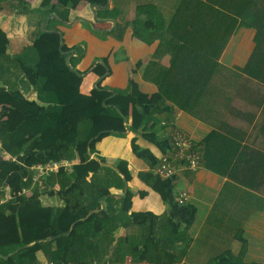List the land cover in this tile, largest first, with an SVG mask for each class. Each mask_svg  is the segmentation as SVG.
Listing matches in <instances>:
<instances>
[{"label": "trees", "instance_id": "trees-1", "mask_svg": "<svg viewBox=\"0 0 264 264\" xmlns=\"http://www.w3.org/2000/svg\"><path fill=\"white\" fill-rule=\"evenodd\" d=\"M5 1L19 3L20 13L40 12L41 21L32 42L15 54L9 52L10 39L0 28V105L7 107L0 116V142L15 157H0V264H122L128 255L135 263L177 264L155 233L162 217L150 211L129 214L130 191L123 190L119 197L111 192V188L125 189L119 173L128 177L126 162L109 166L96 156L103 137L138 132L149 121L137 102L135 95L142 103L137 85L112 90L99 83L89 94L80 91L85 72L75 67L77 58H68L71 48L56 28L70 20L78 0H43L36 8L27 6L26 0ZM104 11L114 17L121 10ZM144 11L149 14L140 21L144 28L165 31L155 33L160 43L144 72V78L158 86L159 101L170 100L189 111L188 104L204 90L199 86L212 75L204 69L221 65V54L240 26L256 29V47L247 72L251 75L255 63L264 64L260 55L264 52V0H177L169 10L140 6L134 23ZM42 22L47 24L42 26ZM129 24L118 21L110 33L121 38ZM134 34L142 36L136 27ZM166 53L171 55L168 65L161 61ZM92 71L102 77L108 67L97 62ZM30 91L36 92L40 105L27 100ZM76 151L81 161L70 170L61 168L43 178L46 184L58 183L61 205H45L38 191L32 196L18 193L20 187L32 186L30 167L72 160ZM147 177L165 198L163 187ZM6 179L15 197L1 201ZM165 219L171 226V237L166 240L172 241L177 223L169 216ZM130 224L138 227L137 233L117 236L120 228ZM39 252L46 262H41ZM202 264L230 263L211 258Z\"/></svg>", "mask_w": 264, "mask_h": 264}, {"label": "crops", "instance_id": "crops-1", "mask_svg": "<svg viewBox=\"0 0 264 264\" xmlns=\"http://www.w3.org/2000/svg\"><path fill=\"white\" fill-rule=\"evenodd\" d=\"M42 1L26 0V4L36 8ZM176 4L177 0H78L70 20L56 25L63 43L73 50L69 57L77 58L75 67L85 72L82 93H91L99 83L112 90L135 83L142 95V103L135 95L139 107L149 116L138 132L127 130L123 135L103 137L96 146V156L103 157L109 166L119 160L126 162L128 177L119 173L125 189L110 190L116 197L123 190L130 191L129 214L150 211L162 217L155 233L162 240L160 246H166L170 256L177 258V264H202L211 258L230 264H264V64L255 63L251 75L247 72L256 47V29L240 26L232 34L221 54V65L204 69L212 72L209 82L199 86L204 90L185 111L170 100L159 101L158 86L144 78L146 65L160 43L156 34L165 31L160 27L161 32L155 34L153 29L144 28L140 21L149 18L145 11L134 23L140 6L169 10ZM113 8L121 10L114 17L104 11ZM40 21V12L20 13L19 3L0 0V28L10 38V53H18L32 42ZM118 21L130 22L121 38L110 33ZM46 24L42 22V26ZM135 27L141 37L134 34ZM74 46L80 49H72ZM170 59L166 53L161 61L168 65ZM97 62L108 67L105 76L92 71ZM30 93L36 95L35 91ZM131 121L130 116L128 123ZM170 122L201 148L203 164L196 171L185 169L165 178L156 175L155 167L163 154L173 151ZM80 155L76 151L68 160L77 163ZM147 175L163 187L165 198L151 187ZM41 183L34 186L43 203L61 205L58 183ZM184 191L188 198L179 203L177 197ZM166 216L177 223L172 241L166 240L171 237ZM137 231L138 227L130 224L116 234L131 236ZM38 257L46 262L42 252ZM148 263H135L128 255L122 264Z\"/></svg>", "mask_w": 264, "mask_h": 264}, {"label": "built area", "instance_id": "built-area-1", "mask_svg": "<svg viewBox=\"0 0 264 264\" xmlns=\"http://www.w3.org/2000/svg\"><path fill=\"white\" fill-rule=\"evenodd\" d=\"M170 123L169 140L173 151L170 154H163L155 167L156 175L165 178H172L179 171L185 169L196 171L203 164V152L201 148L198 147L194 140L174 122ZM0 155L5 158L9 156V154L4 151H2ZM67 164L68 162L66 160L36 164L31 168L34 171L33 180H41L42 177L58 171L61 166ZM187 198L188 194L184 191L179 194L177 200L179 203H184Z\"/></svg>", "mask_w": 264, "mask_h": 264}, {"label": "rangeland", "instance_id": "rangeland-1", "mask_svg": "<svg viewBox=\"0 0 264 264\" xmlns=\"http://www.w3.org/2000/svg\"><path fill=\"white\" fill-rule=\"evenodd\" d=\"M135 12H137V10H135ZM42 28H43V27H42ZM4 31H5V30H4ZM6 33H7V32H6ZM7 36H8V34H7ZM8 38H9V37H8ZM9 39H10V38H9ZM8 50H9V49H8ZM14 54H15V53H14ZM26 98H27L28 101H30V102H34V103L40 105V102L37 101L38 99H37V96H36L35 94H32V93H30V94H26ZM5 108H7V107H5V106H1V105H0V116L2 115V112L4 111ZM4 118H5V116H4ZM83 129H84V123H82V124L80 125V134H81V132H82ZM2 151L6 152L5 150L2 149V145H1L0 153H1ZM6 153L9 154L8 152H6ZM0 157H2V156L0 155ZM2 158H5V157H2ZM5 159H7V160H11V159H12V155L9 154V156H8L7 158H5ZM42 180H43V179H42ZM42 180L37 179V180L32 181L33 183H32V186H31L30 189H26V188H21V187H20V189H18V193H19V194H26L27 196H32V195H33V191H37V190H38L37 186H34V185H40L39 183H41ZM43 182H45V180H43ZM43 182H42V183H43ZM42 183H41V184H42ZM45 184H46V183H45ZM46 185H47V184H46ZM47 188H48V187H46V189H47ZM3 190L5 191V194H4L5 201L11 199L12 197H15V196H14V193H13V190L10 188V185H9V183H8V179H6V184H5V186L3 187ZM46 193H48V192H46ZM54 193H55V192H52V194H54ZM2 201H3V200H2ZM44 204H45V203H44ZM45 205H48V204H45Z\"/></svg>", "mask_w": 264, "mask_h": 264}, {"label": "clouds", "instance_id": "clouds-1", "mask_svg": "<svg viewBox=\"0 0 264 264\" xmlns=\"http://www.w3.org/2000/svg\"><path fill=\"white\" fill-rule=\"evenodd\" d=\"M12 159H15V157L12 156ZM61 160H66V161L68 162V164L65 165V166H61V167L59 168L58 171L53 172V173H51L50 175L58 173V172L60 171L61 168H66V169H68V170L71 169V165H72V163H71L68 159L63 158V159H61ZM59 161H60V160H59ZM49 162H50V161H49ZM46 163H47V162H46ZM33 166H34V165H33ZM30 168H32V167H30ZM33 174H34V171H33ZM48 176H49V175H48ZM44 177L46 178L47 176H44ZM44 177H42L41 180H42ZM32 180H33V177H32ZM33 181H34V180H33Z\"/></svg>", "mask_w": 264, "mask_h": 264}, {"label": "water", "instance_id": "water-1", "mask_svg": "<svg viewBox=\"0 0 264 264\" xmlns=\"http://www.w3.org/2000/svg\"><path fill=\"white\" fill-rule=\"evenodd\" d=\"M42 30H45V28L43 27ZM72 52H73V50H71V53H72ZM68 58H69V56H68Z\"/></svg>", "mask_w": 264, "mask_h": 264}]
</instances>
